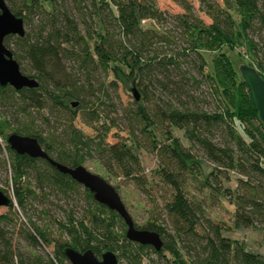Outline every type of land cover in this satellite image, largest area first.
Masks as SVG:
<instances>
[{
    "label": "trees",
    "instance_id": "trees-1",
    "mask_svg": "<svg viewBox=\"0 0 264 264\" xmlns=\"http://www.w3.org/2000/svg\"><path fill=\"white\" fill-rule=\"evenodd\" d=\"M4 1L25 29L23 36H6L4 44L38 85L0 86V135L8 126L34 136L51 159L70 167L95 160L109 176L132 181L142 192L148 180L137 148L154 153L164 192L158 216L169 229L151 221L136 226L159 233L160 250L129 240L125 229H117L125 224L122 217L91 191L47 160L0 142V169L6 178L12 169L16 204L26 209L27 201L38 200L45 213L47 204L56 203L66 213L55 219L63 239L49 240L27 220L22 232L33 250L28 255L13 247L6 215H0V264H70L68 247L91 249L97 257L112 251L118 264H155L151 252L163 264H264V254L224 235L225 226L185 189L206 161L213 171L205 184L234 205L232 226H264V124L229 54L236 51L264 78V0H196L198 7L193 0H172L178 13L161 9L158 0ZM133 85L140 99L131 94L124 103L121 94L129 95ZM142 85L162 103L161 113L145 105ZM34 114L43 123L34 124ZM231 173L235 186L223 188L221 180ZM25 177L33 189L22 185ZM8 206L14 209L12 199ZM49 243L52 257L40 248Z\"/></svg>",
    "mask_w": 264,
    "mask_h": 264
},
{
    "label": "rangeland",
    "instance_id": "rangeland-1",
    "mask_svg": "<svg viewBox=\"0 0 264 264\" xmlns=\"http://www.w3.org/2000/svg\"><path fill=\"white\" fill-rule=\"evenodd\" d=\"M193 2L194 5L198 7L197 1L193 0ZM158 6L161 9L167 10L171 13H178L182 11L181 8L172 0H158ZM200 15L205 21L209 22V19L204 16V14ZM144 23L146 24L148 22L145 21ZM240 49L242 50V48ZM229 54L232 57L234 65L238 68L239 64L242 62L239 56L236 54V51H230ZM138 88L140 91H142V93H145V96L147 97L146 99H143L145 105H148L152 112L161 113L162 109L159 106H162V103H156L157 99L153 97L151 88H149L147 85H142ZM128 93L129 95H126L125 93L121 94V99L124 101V103L128 100H133L130 90ZM40 114H34L35 117L37 116V119L34 123L36 125L43 123ZM77 124L82 127L85 132H91L92 130L87 126L82 125L81 122ZM12 132L13 130L11 128L4 126V137L0 135V142L2 143V146L3 142L6 144V136ZM174 134L179 136L187 146L190 145V143L184 138L183 132L181 130L175 129ZM137 153L143 167V175H145L146 179L148 180V190L146 192L139 190L132 181H126L120 179L119 177L116 178L109 176L108 173L95 160L88 159L83 163V165L89 171L105 178L115 187L136 226L143 227L147 221H151L158 224H166L168 227V224L163 222V218H159L158 216L160 213L159 209L163 204L164 195V192L161 189L163 185L158 176V158L154 153H151L142 147L137 148ZM3 156L5 160H7L5 152L3 153ZM262 163L264 165V160ZM212 171V165L206 161H202L200 168L197 170V172L190 176L189 181L186 184L185 189L188 197L195 201H199L204 206L205 212L210 218L220 222L223 226H225V230L223 231L224 235L230 237L231 239H236L242 242L248 251L264 254V226H250L240 228H234L232 226L234 205L229 201V198L225 197L223 194L217 196L213 195L210 191V188L205 184V177L212 181V176L210 175ZM6 174L8 179L6 178L4 171L0 169V189L12 199L14 203V209L12 210L8 205L0 206V215H6L4 219L5 221L3 223L5 224V228L11 238L13 247L16 250L19 249L23 255H28L33 251L28 245L27 241L24 239L22 232L24 227H28L27 220H29V218L33 223L40 226V228L45 231L46 237L49 240L57 238L63 239L64 236L60 235V231L56 225L55 219L64 218L66 214L65 211H63L60 207H57V204L55 203L54 205L47 204V209L49 211L46 210L45 213H42L41 208H43V204H41V202L38 200L34 203L33 201H27L26 209L21 208L16 204L15 201L16 189L12 186L10 180V176L12 175L11 167H9ZM235 184V175L233 173H231L230 180H221V185L223 188L227 185L234 187ZM22 185H28L33 189L32 183L27 177L22 179ZM78 198L80 199L81 197L78 196ZM59 205H62L63 208L66 209L70 207H65V203L63 201L60 202ZM80 214L81 209L78 210V215H76L79 216ZM121 228L125 229L126 231L125 224H123L122 227L121 223H119L117 227L118 231H121ZM53 245V243H49L48 245L43 244L40 247L45 256L52 257L54 250ZM150 256L152 257L155 264L164 263V258H160L152 252ZM144 263L146 264L147 260H144Z\"/></svg>",
    "mask_w": 264,
    "mask_h": 264
},
{
    "label": "water",
    "instance_id": "water-1",
    "mask_svg": "<svg viewBox=\"0 0 264 264\" xmlns=\"http://www.w3.org/2000/svg\"><path fill=\"white\" fill-rule=\"evenodd\" d=\"M25 33L23 19L16 16L8 8L4 0H0V86H11L14 89L23 87H36L38 82L20 70L19 64L12 52L5 46L4 39L8 35L23 36ZM239 74L246 84L251 96L257 116L264 124V78L258 70L249 64L241 63L238 66ZM130 91L136 100L140 99V93L133 85ZM6 143L17 154H26L33 158L47 160L58 171L68 174L73 180L92 192L93 197L99 203L116 211L126 225V237L142 245H149L155 250L163 246L162 239L156 231L140 229L136 227L130 213L124 205L115 187L105 178L89 171L84 165L70 167L51 159L40 145L38 139L30 135L10 133L6 137ZM10 197L0 189V206H7ZM70 264H118V259L112 251H105L97 257L91 249L77 251L73 248L64 250Z\"/></svg>",
    "mask_w": 264,
    "mask_h": 264
}]
</instances>
